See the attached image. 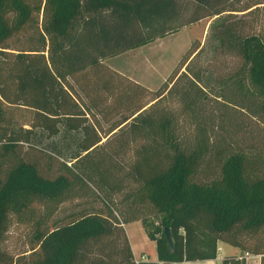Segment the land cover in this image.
<instances>
[{"label":"trees","instance_id":"16d2710c","mask_svg":"<svg viewBox=\"0 0 264 264\" xmlns=\"http://www.w3.org/2000/svg\"><path fill=\"white\" fill-rule=\"evenodd\" d=\"M190 1L212 10L184 20ZM227 1L0 0V264H16L2 246L12 216L37 203L31 264H81L90 241L116 235L120 258L89 264H136L124 225L139 219L165 264L215 258L219 240L261 254L264 264V162L231 149L228 118L217 114L264 109V39L234 13L264 1ZM208 15H218L214 49L243 59L221 78L219 94L200 43L155 91L104 64ZM83 197L92 198L87 212L39 228L62 203Z\"/></svg>","mask_w":264,"mask_h":264},{"label":"rangeland","instance_id":"374dc122","mask_svg":"<svg viewBox=\"0 0 264 264\" xmlns=\"http://www.w3.org/2000/svg\"><path fill=\"white\" fill-rule=\"evenodd\" d=\"M254 1L264 0H228L225 6L226 8H242ZM211 10L197 7L193 1H190L185 8L184 20L202 16ZM234 13H237L235 18L245 21L244 28L246 32L258 33L264 39V2L257 3L247 10ZM217 16H204L188 23L174 33H169L140 47L106 58L104 59V64L155 91L170 75L191 46L194 43H200L204 46L201 62L207 68V81L211 85L213 93L219 94L222 90L219 84L221 78L229 79V76L241 67L243 59L235 53L214 49L215 45L210 38V26L217 19ZM248 91L247 96L249 98L251 95L255 96L251 94L253 91L252 87ZM253 99L258 100L257 97H253ZM222 111L223 109H218L217 114L228 118L224 123L231 131L229 132L230 139H227L231 149L245 150L250 156L261 158V161L264 162V109L261 108L254 111L229 109L224 113ZM182 125L183 130L186 132L192 131L189 124L184 123ZM211 163H215V160L212 159ZM133 186L136 185L130 182L127 185V189L132 190ZM91 199L83 197L67 200L59 206L52 217L48 220L43 219L39 228H53L57 224L69 221L81 213L87 212L88 208H90L88 202H91ZM134 199L139 202V196L137 198L134 197ZM138 204H141V202ZM141 206L143 205L141 204ZM140 216L145 217L147 220L151 219L158 222L153 213L147 214L144 211ZM41 217L42 206L38 203L33 205V209L23 212L21 215L12 216L11 224L2 246L14 257L16 264H31L35 258L34 250L37 248L35 230ZM139 220L142 222L141 219ZM125 224H127L126 227L124 225L126 234L128 232L127 229H132L135 225L136 236L133 238L128 237L129 241L140 242L143 240L145 244L144 250L148 253L147 256L155 258L157 255L156 242L147 237L148 234L143 222L138 223L137 220H132ZM255 242H257L255 238L248 239L249 244H254ZM34 246H36L35 249ZM123 250H125V246L120 235L102 236L90 241L85 246L81 264H89L93 258L119 259ZM228 251L239 254L241 253V248L230 244L228 245ZM206 262L199 263L196 260H192L187 264H206ZM215 264H222V261L217 260Z\"/></svg>","mask_w":264,"mask_h":264},{"label":"crops","instance_id":"0c3cea01","mask_svg":"<svg viewBox=\"0 0 264 264\" xmlns=\"http://www.w3.org/2000/svg\"><path fill=\"white\" fill-rule=\"evenodd\" d=\"M137 222L138 223H142L140 220H137ZM126 226H127V224H125V227ZM127 231H128L127 234H128L129 238H133L134 236H136V234H135V225L133 226L132 229H127ZM147 237H149V236H147ZM143 242H144L143 240H141L140 242L139 241H131L130 242L134 257H139L141 254H145L146 256L148 255V253L144 250L145 249V244ZM228 245H230V244L225 242V241H223V240H219L218 241V252H217V256L215 258L203 259V260L198 259V260H196V262L203 263V261H207L206 264H215V262L217 260H220V261H222V264H224L223 263V259H224V257L226 255H234V253L228 251ZM156 253H157V247H156ZM235 254H237V253H235ZM146 260L158 261L159 264H165L163 261H160L158 259V254L155 256V258L147 256ZM191 261L192 260H186V261L181 262L180 264H187V263H189Z\"/></svg>","mask_w":264,"mask_h":264},{"label":"built area","instance_id":"2783aa9c","mask_svg":"<svg viewBox=\"0 0 264 264\" xmlns=\"http://www.w3.org/2000/svg\"><path fill=\"white\" fill-rule=\"evenodd\" d=\"M261 257V254H255L248 250H244L239 254H234L232 256V260L226 264H233V261L237 262V264H261ZM134 259L136 264H140L141 261L147 259V256L145 254H141L139 257H134Z\"/></svg>","mask_w":264,"mask_h":264},{"label":"water","instance_id":"95a60500","mask_svg":"<svg viewBox=\"0 0 264 264\" xmlns=\"http://www.w3.org/2000/svg\"><path fill=\"white\" fill-rule=\"evenodd\" d=\"M164 233H165L166 238L169 240L170 244L172 245L173 244V240H172L170 228L168 226H166L164 228Z\"/></svg>","mask_w":264,"mask_h":264}]
</instances>
